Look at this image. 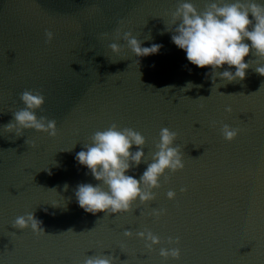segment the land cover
Here are the masks:
<instances>
[{"label":"water","instance_id":"95a60500","mask_svg":"<svg viewBox=\"0 0 264 264\" xmlns=\"http://www.w3.org/2000/svg\"><path fill=\"white\" fill-rule=\"evenodd\" d=\"M192 2L203 10L206 0ZM178 3L0 0V264H83L105 254L116 264H264V73L249 68L243 80L213 83L210 67L191 64L166 30ZM117 29L162 47L137 57L116 41ZM46 31L54 34L50 42ZM113 42L121 44L119 54ZM245 60L254 64L256 56ZM25 90L45 96L37 115L56 121L55 137L5 130L24 107ZM113 123L147 140L144 161L129 175L143 174L164 127L178 133L185 167L166 172L147 204L92 214L75 190L98 181L75 156ZM224 124L237 128L231 141ZM28 212L45 234L13 226ZM147 230L161 239L152 250L135 235ZM169 237L180 243L170 245ZM162 247H179L180 259L166 260Z\"/></svg>","mask_w":264,"mask_h":264},{"label":"clouds","instance_id":"9594fccd","mask_svg":"<svg viewBox=\"0 0 264 264\" xmlns=\"http://www.w3.org/2000/svg\"><path fill=\"white\" fill-rule=\"evenodd\" d=\"M120 23L123 25L124 21ZM166 30L172 33V42L184 50L191 64L199 68L210 67L213 83L217 77L225 82L243 80L249 68L264 73V0H206L203 10L192 0H179L175 11L170 13ZM53 35L51 31H46L48 42ZM120 39L126 41L127 47L137 57L156 54L162 47L156 43L143 46L131 31L117 29L116 41ZM109 47L113 53L119 54L122 46L113 42ZM250 52L256 56L254 64L250 63L253 55L250 60H245ZM225 65L228 67L225 68ZM221 68L224 70L220 71ZM20 99L24 107L14 112V120L4 125L5 130L15 132L19 137L24 130L35 129L55 137L58 133L56 121L37 115V110L45 103L43 93L25 90ZM227 111L231 112V107ZM222 134L231 141L237 135V128L224 124ZM177 137L178 133L167 127L160 129L157 150L143 174L137 178L128 172L133 165L139 166L144 161L146 137L141 132L129 127L120 128L115 123L96 131L91 136V142L75 156L78 163L86 166L98 181L97 184L81 183L76 187L75 197L79 206L92 214L119 215L131 212L137 201L147 204L154 200V189L161 187V177L169 170L176 172L185 167L183 152L175 144ZM32 143L34 145V141ZM133 145L136 146L135 151H131ZM167 197L175 199L176 192L169 190ZM162 213L163 210H152L157 217ZM13 226L21 230L31 228L37 235L46 233L42 221L33 212L17 216ZM124 235L132 237L134 233L125 230ZM135 235L147 242L149 250L161 243L160 237L150 230ZM168 243L179 244V237L175 240L169 237ZM160 255L166 260L169 257L178 260L181 249L162 247ZM83 264H116V258L107 254L88 256Z\"/></svg>","mask_w":264,"mask_h":264}]
</instances>
